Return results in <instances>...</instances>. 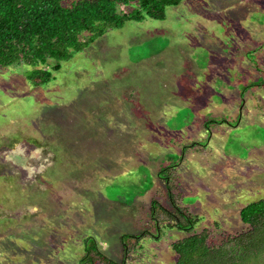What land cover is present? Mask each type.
<instances>
[{
  "label": "rangeland",
  "instance_id": "1",
  "mask_svg": "<svg viewBox=\"0 0 264 264\" xmlns=\"http://www.w3.org/2000/svg\"><path fill=\"white\" fill-rule=\"evenodd\" d=\"M164 15L107 31L44 86L0 68V264H176L192 234L176 208L210 246L249 230L240 210L264 199V0Z\"/></svg>",
  "mask_w": 264,
  "mask_h": 264
},
{
  "label": "trees",
  "instance_id": "2",
  "mask_svg": "<svg viewBox=\"0 0 264 264\" xmlns=\"http://www.w3.org/2000/svg\"><path fill=\"white\" fill-rule=\"evenodd\" d=\"M69 1L0 0V68L25 66L28 83L44 86L63 62L87 49L107 31L120 29L130 21L162 20L166 10L179 6L182 0ZM120 7L127 12L119 11ZM152 205L156 208V202ZM176 210L179 217L174 215L177 211L170 214L175 216L176 227L192 232L172 245L176 264H264V199L240 210V220L249 230L228 237L218 246L208 245V232H193L198 222L195 216ZM151 216L154 221L153 211ZM102 260L119 264L104 256ZM88 264H93L91 259Z\"/></svg>",
  "mask_w": 264,
  "mask_h": 264
},
{
  "label": "crops",
  "instance_id": "3",
  "mask_svg": "<svg viewBox=\"0 0 264 264\" xmlns=\"http://www.w3.org/2000/svg\"><path fill=\"white\" fill-rule=\"evenodd\" d=\"M130 22H131V21H130ZM107 87L110 88V86H107ZM174 91H175V92H174ZM169 92H170V94L172 95V96H171V99H173V101H172V104H173V105H175V104H177V103H182V102L180 101L181 99H180L179 89H175V88L170 87V88H169ZM115 98H117L118 100H123V102L120 103V105H119L120 110L123 111L125 105L128 106V102H127V99H128V98L123 99V96H116ZM178 98H179V99H178ZM104 102H105V101H104ZM103 104H105V103H102V105H103ZM172 104H171V103L164 104V105H165V107H163L164 111H167V107H168V105L172 106ZM129 109H130V107H129ZM155 111L157 112V109H155ZM109 118H110V117H109ZM110 119H111V118H110ZM138 150H139V149H138ZM132 151L134 152L135 149L133 148ZM134 157H135V155H134ZM136 158H137V157H135V159H136ZM133 163H135V162H133ZM157 176H158V174H157Z\"/></svg>",
  "mask_w": 264,
  "mask_h": 264
}]
</instances>
